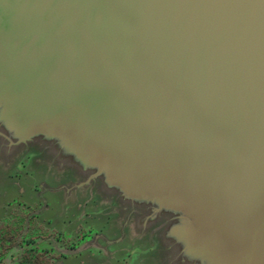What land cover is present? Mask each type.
Returning a JSON list of instances; mask_svg holds the SVG:
<instances>
[{
    "label": "water",
    "instance_id": "water-1",
    "mask_svg": "<svg viewBox=\"0 0 264 264\" xmlns=\"http://www.w3.org/2000/svg\"><path fill=\"white\" fill-rule=\"evenodd\" d=\"M0 98L90 122L130 181L186 184L201 242L264 260V0H0Z\"/></svg>",
    "mask_w": 264,
    "mask_h": 264
},
{
    "label": "rangeland",
    "instance_id": "rangeland-1",
    "mask_svg": "<svg viewBox=\"0 0 264 264\" xmlns=\"http://www.w3.org/2000/svg\"><path fill=\"white\" fill-rule=\"evenodd\" d=\"M29 102L0 108V221L28 212L38 225L0 264H231L229 236L196 235L212 218L189 208L186 184L130 181L132 160L107 151L102 130L71 118L27 125Z\"/></svg>",
    "mask_w": 264,
    "mask_h": 264
},
{
    "label": "trees",
    "instance_id": "trees-1",
    "mask_svg": "<svg viewBox=\"0 0 264 264\" xmlns=\"http://www.w3.org/2000/svg\"><path fill=\"white\" fill-rule=\"evenodd\" d=\"M24 228V218L20 216L6 218L0 222V258L21 241ZM47 257L52 261L56 258L53 254H48Z\"/></svg>",
    "mask_w": 264,
    "mask_h": 264
},
{
    "label": "flooded vegetation",
    "instance_id": "flooded-vegetation-1",
    "mask_svg": "<svg viewBox=\"0 0 264 264\" xmlns=\"http://www.w3.org/2000/svg\"><path fill=\"white\" fill-rule=\"evenodd\" d=\"M23 217L24 218V225H25V228H27V227H29V226H34V225H38V223H37V219H36V217L34 216V215H31V214H29L28 212H26V213H20V214H12L10 217H4L2 220H4V219H6V218H13V217ZM1 220V221H2ZM0 221V222H1ZM25 228H24V231H25ZM24 233V232H23ZM38 237H44V235H42V234H39L38 235ZM27 241H29V240H27ZM33 240H31V242H32ZM30 242V241H29ZM49 254V253H48ZM49 255H51V254H49ZM54 256H55V254H53ZM56 258L55 259H58V256H55ZM51 259V258H50ZM54 259V260H55Z\"/></svg>",
    "mask_w": 264,
    "mask_h": 264
}]
</instances>
